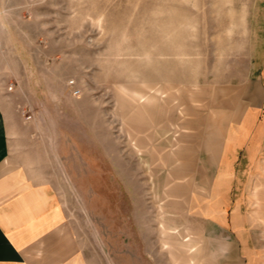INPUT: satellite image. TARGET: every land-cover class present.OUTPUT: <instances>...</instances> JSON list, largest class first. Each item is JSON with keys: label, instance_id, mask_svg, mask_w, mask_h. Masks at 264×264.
Masks as SVG:
<instances>
[{"label": "rangeland", "instance_id": "1", "mask_svg": "<svg viewBox=\"0 0 264 264\" xmlns=\"http://www.w3.org/2000/svg\"><path fill=\"white\" fill-rule=\"evenodd\" d=\"M262 78L264 0H0L10 138L104 262L195 264L190 198L229 182L264 246V130L257 156L218 166Z\"/></svg>", "mask_w": 264, "mask_h": 264}, {"label": "crops", "instance_id": "2", "mask_svg": "<svg viewBox=\"0 0 264 264\" xmlns=\"http://www.w3.org/2000/svg\"><path fill=\"white\" fill-rule=\"evenodd\" d=\"M247 91L248 105L239 121L226 128L218 162L226 155L222 167L231 173L242 148L248 159L252 152L257 156L264 130V78L249 84ZM10 137L0 103V264H165L158 257L116 263L87 255L54 184L39 176L38 155ZM228 137L231 144L224 149ZM230 187L229 182L219 196L190 198L195 264H264V246L253 244L241 198L231 199Z\"/></svg>", "mask_w": 264, "mask_h": 264}, {"label": "built area", "instance_id": "3", "mask_svg": "<svg viewBox=\"0 0 264 264\" xmlns=\"http://www.w3.org/2000/svg\"><path fill=\"white\" fill-rule=\"evenodd\" d=\"M74 95H78L80 93V90L79 89H76L73 91Z\"/></svg>", "mask_w": 264, "mask_h": 264}]
</instances>
